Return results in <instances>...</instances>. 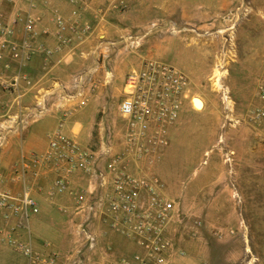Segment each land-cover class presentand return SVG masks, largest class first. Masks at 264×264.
I'll return each instance as SVG.
<instances>
[{
    "label": "crops",
    "instance_id": "obj_1",
    "mask_svg": "<svg viewBox=\"0 0 264 264\" xmlns=\"http://www.w3.org/2000/svg\"><path fill=\"white\" fill-rule=\"evenodd\" d=\"M33 2L36 4L34 8L31 7L30 0H0V19L15 29L17 38L22 36L23 24L15 20L19 14L26 12L40 18L37 30L41 39H45L50 47L58 44L57 38L47 32L54 25L56 15L70 21L79 19L82 22L79 28L83 26L81 25L83 22L88 23L90 31L77 36L72 45H65L52 55L37 53L32 57L25 68L29 81L20 83L22 101L27 105L25 115L21 118L7 117L8 113L16 109L15 103L12 107L10 105L17 92L4 90L0 83V173L5 177L4 182L0 183V188H7L15 193L20 191L21 182H13L9 178L12 169L30 152H44L47 149L50 133L65 114H67L65 132L83 146H98L106 138L109 130L112 152L124 150V124L118 113L126 90L124 73L131 67H140L142 59L139 53L134 57L127 53L129 46L124 45L128 38L127 30L120 27L116 23L117 20L124 17L139 21L155 18L165 20L167 23L177 12L183 20L199 22L220 11V6L228 4L226 1L220 6L210 5L203 11L204 4L198 3L193 6L187 0H33ZM110 35L120 37L121 41L111 45L108 40L102 39ZM117 40L119 41L118 38ZM6 61L12 63V69L9 70L12 72L15 61L8 54L0 62V70ZM81 72L89 77V83L83 89L82 95H79L74 93L73 84ZM203 102L205 106V101ZM38 108L44 110L42 113L39 112L40 115L36 114ZM178 123L179 119L177 124L169 129L170 143L178 129ZM247 136L248 133L245 132L234 140L244 141L243 137ZM235 141L226 142V148L234 150L236 154L238 149L235 147ZM252 146L251 143L250 156L253 153ZM167 151L168 148L165 154ZM245 154L246 156L249 154L247 148ZM234 160V173L221 171L215 173L212 191L203 195L205 199L199 198V201L194 202L198 203L197 206L194 203L191 205L190 196L185 195L183 208L186 212L191 210L199 213L223 212L225 200L232 195L233 190L229 184L232 180L236 187V182L239 183L237 190L240 195L246 194L243 191L249 189L242 186L241 182L252 181L254 175L239 173L238 168L242 167L243 163ZM244 160L246 168L248 158L245 157ZM220 166L223 167L224 162L220 163ZM55 176L56 171L51 166L41 168V175L35 181L36 185L32 191L40 208L37 213L13 216L9 222L3 221L0 224V264H30L25 254L9 246L7 234L31 242L34 248L44 255L57 254L58 264H102L107 248L118 255L131 254L137 250L132 241L111 228L105 221L106 212L102 206L92 224V228L98 234V244L94 250H89L80 235L79 226L89 211L85 209L87 201L79 204L70 193L48 196V188ZM71 183L75 189H85L91 197L98 193V183L80 171L72 174ZM111 187L112 184L109 183L101 190L110 191ZM208 196L210 199H207ZM178 222L175 217L168 230V238L172 242V261L174 264H202L201 241L176 239L175 226ZM181 251H184V254H181Z\"/></svg>",
    "mask_w": 264,
    "mask_h": 264
},
{
    "label": "rangeland",
    "instance_id": "obj_2",
    "mask_svg": "<svg viewBox=\"0 0 264 264\" xmlns=\"http://www.w3.org/2000/svg\"><path fill=\"white\" fill-rule=\"evenodd\" d=\"M187 1L193 6L204 4L203 11L210 5L228 4L199 22L183 20L177 12L167 23L127 17L116 22L127 30L124 45L129 46L130 57L139 53L142 62L146 58L170 62L189 78L173 124L179 119L178 129L165 148L167 154L164 150L152 170L157 169L166 194L177 202L176 239L200 240L202 264H264V0ZM102 39L121 41L116 35ZM132 68L137 67L128 69L124 77ZM194 97L205 101L202 109H195ZM245 132L244 141L234 140ZM231 141L237 155L226 148ZM234 159L243 163L239 173L254 175L252 181L241 182L249 189L243 191L246 194L240 195L239 183L236 187L232 180V195L223 212H186L185 195L191 205L205 199L203 195L214 187L215 173H234Z\"/></svg>",
    "mask_w": 264,
    "mask_h": 264
},
{
    "label": "built area",
    "instance_id": "obj_3",
    "mask_svg": "<svg viewBox=\"0 0 264 264\" xmlns=\"http://www.w3.org/2000/svg\"><path fill=\"white\" fill-rule=\"evenodd\" d=\"M30 2L34 8L36 4L33 0ZM39 20L31 12L19 14L15 22H22L23 31L17 38L15 29L0 19V62L6 54L15 61L12 72L9 61L0 70L3 89L17 92L10 105L15 103L16 109L7 114L9 119L25 115L27 105L22 101L20 83L29 81L25 68L32 57L37 53L52 55L65 45H72L77 36L90 31L88 23L83 22L79 28L82 23L79 19L70 21L56 15L54 25L47 32L57 38L58 44L50 47L37 30ZM109 43L114 45L115 42ZM88 83L89 77L84 72L79 73L73 84L74 93L82 95ZM188 85L186 73L174 64L156 58H146L140 67L128 71L126 90L118 108L124 124V150L121 152H112L109 130L98 146H83L65 132V114L50 133L47 149L30 152L12 169L9 178L21 182L20 191L15 193L0 188V224L9 222L13 216H27L39 211L32 191L41 168L51 166L56 176L48 188V196L70 193L79 204L87 201L85 209L89 211L79 226L89 250H94L98 244V234L92 224L101 206L109 226L136 245L137 250L131 254H113L107 248L102 264H174L168 230L177 212V202L166 194L165 184L152 168L169 144V129L179 116ZM43 111L38 108L36 114ZM78 171L98 183L95 196L72 186L71 176ZM4 180L0 173V183ZM109 183L111 190L102 191ZM6 240L9 246L25 254L30 264L59 262L57 254L44 255L29 241L12 234H7ZM180 253L184 254V251Z\"/></svg>",
    "mask_w": 264,
    "mask_h": 264
},
{
    "label": "bare ground",
    "instance_id": "obj_4",
    "mask_svg": "<svg viewBox=\"0 0 264 264\" xmlns=\"http://www.w3.org/2000/svg\"><path fill=\"white\" fill-rule=\"evenodd\" d=\"M218 74L220 75V73ZM192 103L195 106V109H198V110L202 109L204 106V102L200 97H194Z\"/></svg>",
    "mask_w": 264,
    "mask_h": 264
}]
</instances>
